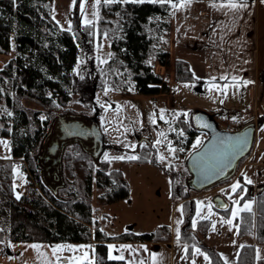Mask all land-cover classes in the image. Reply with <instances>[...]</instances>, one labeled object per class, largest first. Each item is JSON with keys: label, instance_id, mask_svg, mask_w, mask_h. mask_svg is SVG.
I'll return each mask as SVG.
<instances>
[{"label": "rangeland", "instance_id": "rangeland-1", "mask_svg": "<svg viewBox=\"0 0 264 264\" xmlns=\"http://www.w3.org/2000/svg\"><path fill=\"white\" fill-rule=\"evenodd\" d=\"M114 1L123 0H100L99 4L96 0H75V3L73 0H52L51 15L60 28L72 30L75 20L79 26L85 24L95 26L91 55L79 56L73 66L74 75L78 79L95 77L97 70L101 72L111 56L110 38L106 34L99 35L97 23L101 2ZM154 1L170 3V0ZM82 2L84 3L83 9L80 7ZM86 20L89 23H85ZM262 31L258 45L260 66L264 68V26ZM13 33L10 36L9 53H0V67L10 57L16 55ZM150 62L155 71L162 73L166 79L169 85L167 90L154 94L137 92L128 74L115 70L103 77L102 88L95 91L86 90L83 93L72 92L65 109L58 111L55 115L57 117L67 112L86 116H91L96 112L98 115L107 147L100 157V162L92 164L91 202L94 208L99 209V211L93 209V215L100 220V230L106 235H116L125 230L141 233L155 230L163 224L175 233V250L172 256L168 254L169 248L158 250L157 246L146 244L141 246L138 253L132 254L133 251H131L132 255H127L126 264H211L207 246H210L224 263L226 260L227 264H236L238 252L244 244H253L256 258H264V242L258 241L254 233L245 235L239 233L237 221L242 211L238 216H232V212L237 207L243 208L245 203H249L251 210H254L256 190L264 185V72L256 83L251 80L232 79H207L196 83L174 77V56L171 57V64L168 68L159 66L155 59L151 58ZM112 77L116 80L112 81ZM121 86L124 87L121 88ZM23 103L38 107L27 100H23ZM196 107L217 112L221 125L222 119L226 118L240 119L243 122L256 121L260 118L261 122L256 127L251 152L238 165L236 173L229 180L210 189L185 192L179 197H174L171 178L165 168L173 173L181 171L186 155L197 147L199 145L197 141H202L205 136L202 133L190 136L185 128L188 125L189 112ZM41 117L45 118L43 114ZM75 144L91 160V156L83 151L78 143ZM66 147L65 151L70 152L72 146L67 145ZM143 147L149 151L147 157L144 155ZM39 148L40 143L35 155ZM170 148L175 151H170ZM131 156L137 158L128 159ZM118 157L125 158L118 159ZM139 157H146V159ZM0 158H10L13 161L15 194L19 196L26 193L31 185L23 169V160L11 157L9 139L1 135ZM48 162L51 163L50 160ZM105 162L108 170L120 171L128 184V198L110 203L98 199V195L104 189L95 185L94 172L100 164L105 165ZM87 168L86 160L80 159L79 156L62 158L64 186L74 189L76 186L73 182L80 183ZM71 169L74 170L75 177L70 172ZM49 170L51 172L49 181L53 185L59 184L60 181L53 175L55 167L50 166ZM245 178L250 179L251 183H246ZM237 181L240 182L242 190L238 189L236 193H233L231 186ZM59 193L58 189L57 195H60ZM62 194L67 196L65 192ZM215 195H221L227 201L226 210L220 211L214 207L212 197ZM229 219L233 221L231 225L226 223ZM193 220L197 222L195 229L192 227ZM178 221L180 223H177ZM213 224H215V230H213ZM177 229H179V240ZM165 230L166 226L161 228V232ZM182 232L188 233L195 242L191 244L189 250L188 245L183 244L181 240ZM10 242L11 245L7 247L6 254L11 258L15 257L18 248L30 252L32 247L28 242L33 243L32 241ZM41 242L47 243L57 264L79 263L81 256L78 254H81L80 247L83 245ZM116 245L112 244L111 252L119 254ZM42 248L46 250L45 246ZM196 249L200 251L197 252ZM83 253H86V259L90 257L89 250Z\"/></svg>", "mask_w": 264, "mask_h": 264}, {"label": "trees", "instance_id": "trees-1", "mask_svg": "<svg viewBox=\"0 0 264 264\" xmlns=\"http://www.w3.org/2000/svg\"><path fill=\"white\" fill-rule=\"evenodd\" d=\"M51 3L52 0H15V3L0 0V53H9L13 32L16 48V55L0 67V135L8 137L11 157L23 160V169L31 185L17 199L13 161L0 158V240L57 243L88 242L93 238L96 241L95 264H125L122 259L107 258V241L163 240L168 238L169 228L166 226L165 232H161L165 226L162 225L141 233L127 230L116 235H106L102 231L91 234L90 226L93 223L100 225V220L93 215L91 202V169L95 162L79 150L77 144H69L71 151L65 149L62 158L79 156L86 160L88 168L80 183L73 182L74 189L63 186L57 195L41 180L34 156L51 119L65 109L71 93L102 88L103 77L115 70L126 72L137 92L154 94L169 88L150 59H155L163 68L171 64L167 47L170 4L132 0L101 2L97 32L110 38L111 56L101 72L97 70L95 77L78 79L73 66L79 56L91 55L95 26H79L75 20L72 30L60 28L52 18ZM173 72L176 79L197 81L183 59L174 58ZM113 80L116 79L112 77ZM23 100L38 107L28 106ZM42 114L45 118L41 117ZM185 128L190 136L196 134L189 122ZM143 149L147 157L149 151L146 147ZM165 171L171 178L174 197L187 192L184 167L179 172L173 173L167 168ZM70 172L75 175L73 169ZM94 176L95 185L104 189L98 199L110 203L128 198V184L119 170H108L105 162L95 170ZM64 192L67 196H63ZM255 196V209L242 211L237 224L240 234L254 233L258 241L264 242V185ZM180 237L188 245V250L195 243L188 233L182 232ZM206 248L211 264H225L210 246ZM236 264H264V258H256L253 244H244L238 252Z\"/></svg>", "mask_w": 264, "mask_h": 264}, {"label": "crops", "instance_id": "crops-1", "mask_svg": "<svg viewBox=\"0 0 264 264\" xmlns=\"http://www.w3.org/2000/svg\"><path fill=\"white\" fill-rule=\"evenodd\" d=\"M227 2L228 0H191V3H186V0H171L167 15L170 24L167 45L170 56L183 59L197 81L227 77L256 83L264 72V68L260 66L258 45L264 26V3L261 0H237L247 7L233 10L221 6ZM174 236L175 233L169 230L168 238L163 240H109L106 256H122L126 264L127 255L131 251L132 254L138 253L141 246L146 244L157 246L158 250L169 248L168 254L172 256L175 250ZM28 243L39 247H32L30 252L18 248L15 257L11 258L6 254L11 242L0 240V264H57L47 243ZM95 243L91 238L88 242L65 241L63 244L83 245L80 247L81 254H78L81 256L78 264H95ZM112 244H117L119 254L111 252L109 245ZM86 250L90 253L88 259L85 257L86 253H83Z\"/></svg>", "mask_w": 264, "mask_h": 264}, {"label": "water", "instance_id": "water-1", "mask_svg": "<svg viewBox=\"0 0 264 264\" xmlns=\"http://www.w3.org/2000/svg\"><path fill=\"white\" fill-rule=\"evenodd\" d=\"M188 120L196 133L205 135L183 161L187 192H200L229 180L236 173L240 161L253 148L256 126L260 122L249 121L237 130H225L219 125L217 112L199 107L191 109ZM72 143H78L96 164L100 162L107 144L96 112L91 116L60 114L51 121L43 136L34 160L41 180L54 194L64 186L62 156L65 147ZM50 166L55 167L53 175L59 184L53 185L49 181ZM212 202L217 209L227 207V201L221 195L213 196Z\"/></svg>", "mask_w": 264, "mask_h": 264}, {"label": "snow or ice", "instance_id": "snow-or-ice-1", "mask_svg": "<svg viewBox=\"0 0 264 264\" xmlns=\"http://www.w3.org/2000/svg\"><path fill=\"white\" fill-rule=\"evenodd\" d=\"M73 2L75 3V0H73ZM123 2H128V0H123ZM134 2H137V0H134ZM138 2L143 3V2H145V0H138ZM150 2H154V0H150ZM170 2H171V0H170ZM13 3H15V0H13ZM96 3L99 4L100 3V0H96ZM186 3H191V0H186ZM261 3H264V0H261ZM173 6L175 7L176 5H173ZM180 6L182 7L183 5H180ZM221 6L222 7H228V8L233 9V10H238L240 8L247 7V5L245 3L237 2V0H228V2L226 4H223ZM80 7H81V9L84 8V3L83 2L80 4ZM213 7H215V5H213ZM85 23H89V21L86 20ZM221 79H227V77H221ZM233 79H235V78H233ZM185 115H187V113H185ZM161 118H163V117H161ZM200 143H201V141H197V144H200ZM170 151H175V149H171L170 148ZM124 158L125 157H118V159H124ZM136 158L137 157H135V156L128 157V159H136ZM161 160H163V157H161ZM245 182L246 183H251V180L245 178ZM238 189H241L242 190V187H241V184H240L239 181H237L236 184H234V185L231 186V190H232L233 193H236ZM17 199H19V196H17ZM236 203H238V202H236ZM241 211H251V205L249 203H245L244 206H243V208L237 207V209L232 212V216L233 217L238 216V214ZM197 214L199 215V211H198ZM222 222H224V221H222ZM177 223H180V221H178ZM196 223H197L196 220H193L192 227L194 229L196 227ZM226 223H228L229 225H231L233 223V221L231 219H229V220L226 221ZM213 230H215V224H213ZM177 239L179 240V229H177ZM31 247L38 248L39 246H37V245H31ZM109 248L112 249L113 246L112 245H109ZM196 251L199 252L200 250L199 249H196ZM110 259H123V257L122 256L121 257H113L110 254ZM205 259L208 260V257L205 256ZM225 264H227V261L226 260H225Z\"/></svg>", "mask_w": 264, "mask_h": 264}, {"label": "built area", "instance_id": "built-area-1", "mask_svg": "<svg viewBox=\"0 0 264 264\" xmlns=\"http://www.w3.org/2000/svg\"><path fill=\"white\" fill-rule=\"evenodd\" d=\"M242 125L243 122L240 119H222V127L227 130H235L240 128ZM95 211H97V209H95Z\"/></svg>", "mask_w": 264, "mask_h": 264}, {"label": "flooded vegetation", "instance_id": "flooded-vegetation-1", "mask_svg": "<svg viewBox=\"0 0 264 264\" xmlns=\"http://www.w3.org/2000/svg\"><path fill=\"white\" fill-rule=\"evenodd\" d=\"M258 121L261 122V121H260V118H259V119H256L255 122H258ZM256 127H257V126H256ZM185 170H186V169H185ZM259 190H260V189H259ZM259 190H258V192H259Z\"/></svg>", "mask_w": 264, "mask_h": 264}]
</instances>
